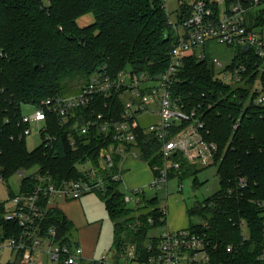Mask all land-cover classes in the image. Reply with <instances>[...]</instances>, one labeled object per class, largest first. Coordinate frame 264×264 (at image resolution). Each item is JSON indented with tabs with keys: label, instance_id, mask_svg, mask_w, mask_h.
Segmentation results:
<instances>
[{
	"label": "trees",
	"instance_id": "1",
	"mask_svg": "<svg viewBox=\"0 0 264 264\" xmlns=\"http://www.w3.org/2000/svg\"><path fill=\"white\" fill-rule=\"evenodd\" d=\"M254 1L244 0L248 6ZM257 2L264 4V0ZM178 12L180 23L189 10L180 3ZM259 13L256 23L264 25V11ZM87 14L94 22L79 27L76 20ZM174 41L163 0H0V176L8 181L17 171L35 167L57 183L85 179L78 166H97L99 150L109 142L105 135L93 130L72 136L69 127L50 115L54 147L49 150L39 145L28 151L25 139L16 138L23 106L75 94L103 67L112 78L128 68L162 72ZM177 74L174 91L195 108L205 138L217 148L213 166L219 189L187 209L190 220L198 219L187 229L208 243L206 264H264L259 260L264 253V104L256 102L259 94L252 91L255 86L264 95V64L249 56L248 80L243 87L216 81L207 62L194 56L182 59ZM67 83L75 86L66 94ZM107 102L96 96L95 113L106 115ZM120 105L118 102V108ZM136 132L140 159L152 166L159 161L158 145L147 140L143 128ZM177 160L180 168L169 173V180L191 177L193 190L202 186L197 174L205 168ZM119 162L116 157V168ZM240 179L246 181L243 189ZM31 181L21 178V191ZM97 193L112 224L114 264H119L130 245L136 247L135 262L145 261L150 255L148 245L154 248L157 244L150 232L165 225L157 198L141 197L139 204L129 206L121 183L109 179L105 190ZM13 194L8 191V196ZM3 210L0 205V212ZM43 218L42 226H55L63 242L73 239L71 222L54 205L44 210Z\"/></svg>",
	"mask_w": 264,
	"mask_h": 264
},
{
	"label": "built area",
	"instance_id": "2",
	"mask_svg": "<svg viewBox=\"0 0 264 264\" xmlns=\"http://www.w3.org/2000/svg\"><path fill=\"white\" fill-rule=\"evenodd\" d=\"M181 4L188 8L189 13L180 23L177 21V25L170 22L175 41L168 54V65L162 72H133L128 68L112 78L103 67L77 93L46 99L38 106H31L27 115L22 109L17 122L21 126L18 139L30 136L31 125L36 124L40 127V145L51 150L56 138L50 133L49 116L55 115L61 125L69 127L72 136L80 137L96 130L109 142L99 150L96 167L87 165L86 169H81L85 179H67L57 183L35 167L15 173L33 181L25 191H21L19 186L17 193L0 202L4 208L0 212V249L14 253L20 264H44L45 261L51 264H83V250L74 238L63 242L55 226H42L44 210L52 208L55 198L77 200L91 192H103L107 179L121 183L122 160L128 155L141 157L142 154L136 132L138 127L143 128L147 140L158 145L159 161L150 166L155 189L166 186L169 173L179 170L180 161L177 159L199 168L214 165L215 143L205 138L203 122L195 108H190V104L174 91L177 73L184 58L194 56L198 61H206L205 55L197 53V49L213 42L234 51L226 65L217 59L212 60L217 69L214 79L227 86H245L249 56L264 64V25L256 23L259 11H264V8L255 11L259 6L257 0L249 6L244 0H184ZM245 46L247 50H244ZM252 91L259 94L256 102L264 104L260 89L253 86ZM96 96L108 100L106 115L95 113ZM118 102L121 104L119 108ZM10 139L14 140V137ZM116 157L120 158L118 168ZM5 182L0 176V183ZM239 184L243 189L246 181L240 179ZM141 197H144L142 191L136 189L125 193L124 201L133 206L139 204ZM162 213L164 217L161 220L165 221V212ZM148 222L152 223V220ZM242 228L245 230L244 223ZM155 238L157 244L154 248L148 245L150 255L140 263L135 262L138 258L136 247L128 246L123 258L125 264H206L209 261L208 243L203 236L188 229L170 231L163 226ZM231 249L229 246L227 251ZM108 259V254H102L86 264H114ZM259 260H264V253Z\"/></svg>",
	"mask_w": 264,
	"mask_h": 264
},
{
	"label": "rangeland",
	"instance_id": "3",
	"mask_svg": "<svg viewBox=\"0 0 264 264\" xmlns=\"http://www.w3.org/2000/svg\"><path fill=\"white\" fill-rule=\"evenodd\" d=\"M163 1H164L165 9L168 14L169 22H171L174 25H177L179 5L184 0H163ZM262 8H264V4L259 5L255 9V11H259ZM93 22L94 19L91 14H87L76 20V23L79 27L88 26ZM197 53H203L205 55V60L208 64L209 69L211 70L213 76H216L217 69L215 68V66H213L212 60L217 59L221 61L223 65H226L232 59L234 51L233 49L212 42V44L206 45L203 49L202 48L197 49ZM74 86H75L74 83H67V87L65 90L66 92L64 93L67 94L71 92L74 89ZM23 111L26 115L30 114L31 106L24 105ZM143 123L144 125L147 126L146 122ZM37 126L38 125L36 124L31 125V135L25 138L26 147L28 151H33L41 143V138L39 137L38 134L40 127ZM134 151L137 152L136 150ZM87 165L89 164L79 165L78 168L86 169ZM30 169H27L25 171H29ZM197 178L198 181L203 184L198 189H194V190L192 189L191 177H186L182 179V181L180 182L178 181L177 178H173L170 181H168L166 190H165V186H161L160 188L156 189L159 209H162L164 212H167V219L170 220V218L173 216H178L179 218L182 219L183 216L186 221V226H188L190 222L193 223L198 222L197 218H192L191 220L190 219L188 220L185 214V210L191 207L196 201H203L205 198L211 196L219 189V181H218V176L216 174V167L211 166L201 170L200 172H198ZM20 181H21V177L14 174L5 183H0V202L5 201L8 198L9 190L14 193L18 192ZM121 191L123 193L128 194V191L126 190L124 185L122 186V184H121ZM54 200L59 201L60 199L55 198ZM81 203L84 210L83 218L81 217V215L77 213L78 210L75 204L64 207L62 206L63 207L62 210L67 212L68 211L67 209L68 208L70 209L69 211H71L72 220L73 221L77 220L75 221L76 222L75 225L77 227L78 226L81 227V223L83 222H87V224H96L98 222L101 223L100 229L99 228L96 229L95 227H92L91 229H89L88 233L90 234L91 238H93V240L97 242L95 246L96 257H99L102 254H108L109 255L108 260H110V253H112L111 252L112 225L105 211V207L101 197L97 192H91L86 194L84 198L81 199ZM157 232H158L157 230L155 231L152 230L150 232V235L151 236L156 235ZM14 260H15L14 253H12L7 249H0V264L13 262ZM119 261H121V259H119ZM44 264H51V263L45 261Z\"/></svg>",
	"mask_w": 264,
	"mask_h": 264
},
{
	"label": "crops",
	"instance_id": "4",
	"mask_svg": "<svg viewBox=\"0 0 264 264\" xmlns=\"http://www.w3.org/2000/svg\"><path fill=\"white\" fill-rule=\"evenodd\" d=\"M208 44H212V43L209 42L206 45ZM120 168L122 169V172H123L121 184L122 186L124 185L127 191H133L136 189H140L146 200L157 198L156 189L152 186V177H153L152 171L147 162L141 160L140 157H130L129 156V157H125L122 160L120 164ZM166 186H165V190H166ZM84 196L80 197L77 200H67V201L65 200L55 201L54 200V206L58 208L61 212H63L64 215L67 217V219L71 222L73 233H74L73 238L75 242H77L81 246L83 250V264H86L88 261L98 258L95 255V246L97 242H95L93 238H91L88 231L92 227H95L96 229L97 228L100 229L101 223L98 222L96 224H87V222H83L81 223V227L80 226L77 227L75 225L76 224L75 221L77 220L75 221L72 220L71 211H69L70 209L68 208L67 212L62 210L64 206H70L72 204H75L78 210V211L76 210L77 213L81 215V217L83 218L84 210H83V206L81 203V199H83ZM160 210L163 211L162 209ZM185 214H186L187 219L189 220V217L187 215V209L185 210ZM189 225L186 226V221L183 216H182V219L179 218L178 216H173L170 218V220L167 219V212H165V225L164 226L166 229L170 231H179V230L187 229ZM156 230L158 231V229ZM110 257H111L110 260L113 263L114 262L113 253H110ZM119 264H125L124 259H121V261H119Z\"/></svg>",
	"mask_w": 264,
	"mask_h": 264
},
{
	"label": "water",
	"instance_id": "5",
	"mask_svg": "<svg viewBox=\"0 0 264 264\" xmlns=\"http://www.w3.org/2000/svg\"><path fill=\"white\" fill-rule=\"evenodd\" d=\"M247 49H248V47L245 46V47H244V50H247ZM16 264H20V260H19V259H17Z\"/></svg>",
	"mask_w": 264,
	"mask_h": 264
}]
</instances>
